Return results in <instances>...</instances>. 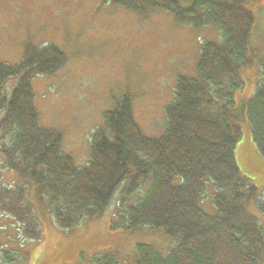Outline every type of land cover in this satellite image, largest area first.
Masks as SVG:
<instances>
[{
  "label": "trees",
  "instance_id": "trees-1",
  "mask_svg": "<svg viewBox=\"0 0 264 264\" xmlns=\"http://www.w3.org/2000/svg\"><path fill=\"white\" fill-rule=\"evenodd\" d=\"M137 16L167 12L177 25L194 31L218 29L222 40L202 46L197 61L200 80L178 76L174 102L165 108L166 130L147 137L136 123L132 100L124 96L105 112L104 127L91 136L90 160L79 169L63 153L60 132L39 124L32 80L52 76L66 64L56 46L24 44L15 65L0 63V156L2 168L20 180L32 181L46 197L56 225L72 230L104 215L120 193L112 228L136 231L162 229L178 244L168 253L138 245L131 264H261L264 225L246 204L258 189L242 176L235 159L241 136L239 121L247 118L258 154L264 159V62L262 81L251 100L237 109L235 93L243 87L241 68L254 24L246 3L259 0H105ZM18 83L11 95L5 85ZM217 188L212 217L201 209L206 183ZM148 184L134 204L127 200ZM24 183L0 185V214L11 217L24 240L41 234ZM264 215V196L257 201ZM12 254V253H9ZM14 255V254H12ZM3 262H13L5 253ZM88 264H121L115 255L94 256Z\"/></svg>",
  "mask_w": 264,
  "mask_h": 264
},
{
  "label": "rangeland",
  "instance_id": "rangeland-1",
  "mask_svg": "<svg viewBox=\"0 0 264 264\" xmlns=\"http://www.w3.org/2000/svg\"><path fill=\"white\" fill-rule=\"evenodd\" d=\"M254 17L246 57L241 68L243 87L235 93L237 109L252 99L262 81L264 62V0L246 3ZM221 32L213 27L194 31L177 25L167 12L137 16L105 0H0V63L15 65L24 44L56 46L66 55L65 66L52 76L32 80L39 124L60 132L62 151L72 156L79 169L90 160L92 133L104 127L103 115L116 108L124 96L132 100L133 115L149 138H160L166 130L165 108L174 102L178 76L200 80L197 61L206 43H220ZM18 83L11 78L5 85L9 97ZM1 114V113H0ZM241 136L235 159L243 177L258 189L256 200L246 204L249 214L264 225L257 201L264 196V159L257 156L249 122L239 121ZM0 185L24 183L32 205L41 240H24L15 221L0 214V264H88L94 256L111 253L121 264H131L138 245L168 253L178 242L162 229L140 227L136 231L112 228L119 193L104 215L85 221L72 230L59 228L46 197L37 193L32 181L20 180L2 168ZM140 192L128 198L134 204ZM217 188L207 181L201 209L215 217ZM13 257L4 263L3 255ZM12 253V254H9ZM261 264H264V259Z\"/></svg>",
  "mask_w": 264,
  "mask_h": 264
},
{
  "label": "crops",
  "instance_id": "crops-1",
  "mask_svg": "<svg viewBox=\"0 0 264 264\" xmlns=\"http://www.w3.org/2000/svg\"><path fill=\"white\" fill-rule=\"evenodd\" d=\"M257 151V150H256ZM257 156L260 158V155L257 153Z\"/></svg>",
  "mask_w": 264,
  "mask_h": 264
}]
</instances>
